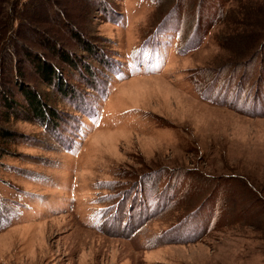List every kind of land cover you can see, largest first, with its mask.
<instances>
[{
  "label": "rangeland",
  "instance_id": "374dc122",
  "mask_svg": "<svg viewBox=\"0 0 264 264\" xmlns=\"http://www.w3.org/2000/svg\"><path fill=\"white\" fill-rule=\"evenodd\" d=\"M0 6V93L37 88L58 118L8 123L0 264H264V0ZM38 59L75 96L47 88Z\"/></svg>",
  "mask_w": 264,
  "mask_h": 264
},
{
  "label": "trees",
  "instance_id": "16d2710c",
  "mask_svg": "<svg viewBox=\"0 0 264 264\" xmlns=\"http://www.w3.org/2000/svg\"><path fill=\"white\" fill-rule=\"evenodd\" d=\"M17 2V5H19V9L22 11L26 10V6H33L34 0H30L27 2L22 3V0H15ZM5 4V3H4ZM3 3L1 5H4ZM3 8V6H0ZM7 19L9 18V13L6 15ZM14 21L9 22L8 29H1V25H4L2 22V18L0 15V53H2V50L4 47L8 44L5 43V41L9 38L6 37V34L10 32H14ZM21 21L17 25V29H20ZM12 27V28H11ZM7 30V31H6ZM18 32V31H17ZM72 36L75 39V42L79 45H81V52L84 55H98L93 50L90 45L83 44L79 35H74L72 33ZM7 38V39H6ZM10 39V38H9ZM5 43V44H4ZM5 46H4V45ZM46 46V45H45ZM49 49V47L47 46ZM52 48V52L56 53V56L58 58L56 59L57 62L61 64L66 65V70H71L72 74H77V77L87 79V82H89L90 85L94 84V75L92 73V70L87 67V65H84L82 63V58L75 57L74 55H68L63 52L54 51ZM56 50V49H55ZM59 54V55H58ZM26 57H29V53L25 55ZM105 57V58H104ZM105 59V60H104ZM107 57L103 56L102 51L99 52L98 57H94L93 63H101L106 61ZM36 63H38L37 71L36 73L39 75V78H41V81L45 83L47 88H51L53 85L57 84L58 90L61 94L64 93V95H67V93H70V98L72 96H75L74 89L70 90L71 85H66L63 83V81L60 79V77L57 75V68L53 65H47L46 61L41 60H35ZM106 65V63H105ZM104 68H107L104 66ZM71 77L73 75H70ZM70 78V77H69ZM58 82L56 83V80ZM55 80V82H54ZM70 86V87H69ZM9 90V91H8ZM6 90L5 92L0 93V112L3 113V118H0V120H3L0 123V165L3 160V158L7 157L10 154L9 147H11L13 142H16L18 139V135L15 131L9 129L8 123L12 118L18 120L20 116L24 120H27L29 122H38L42 123V125H48L49 121L51 124H55L57 122V115L54 110H52L48 104L49 99H47L44 94L40 93L37 88H33L32 86H23L21 89L18 90V94L11 93L10 89ZM17 95L20 96L21 100H17ZM5 125V127H3ZM55 126V125H54ZM47 127V126H46ZM13 207H15L13 209ZM16 210V204L8 201V200H0V225L8 223L9 221H5L9 218V216ZM16 216L14 215L12 219H14ZM10 220V221H11Z\"/></svg>",
  "mask_w": 264,
  "mask_h": 264
}]
</instances>
